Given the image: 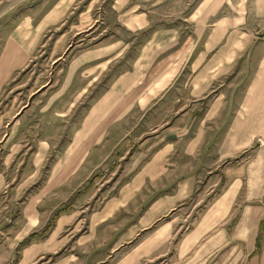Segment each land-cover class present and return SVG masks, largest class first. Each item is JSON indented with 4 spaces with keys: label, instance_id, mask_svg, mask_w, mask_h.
Masks as SVG:
<instances>
[{
    "label": "crops",
    "instance_id": "crops-1",
    "mask_svg": "<svg viewBox=\"0 0 264 264\" xmlns=\"http://www.w3.org/2000/svg\"><path fill=\"white\" fill-rule=\"evenodd\" d=\"M30 1L0 46V95L48 41L50 76L19 117L44 99L40 110L68 118L103 85L67 139L64 127L38 139L37 152L63 150L45 190L73 187L90 167L123 165V182L93 212L79 255L61 264H264V0ZM96 176L16 249L54 232Z\"/></svg>",
    "mask_w": 264,
    "mask_h": 264
},
{
    "label": "rangeland",
    "instance_id": "rangeland-1",
    "mask_svg": "<svg viewBox=\"0 0 264 264\" xmlns=\"http://www.w3.org/2000/svg\"><path fill=\"white\" fill-rule=\"evenodd\" d=\"M31 3L30 0L26 1V4L20 7L0 5V15H2L0 46L16 24L18 16L33 7ZM5 9L9 10L3 13ZM49 34L50 31H47L44 38ZM41 47L42 49L37 50L26 68L17 71L5 83L0 95V264H9L16 250L17 261L11 264H61L66 259L79 255V243L85 236L83 233L86 234L88 230L93 212L99 209L106 196L117 190L123 182L116 180L123 168L119 159L114 165L107 163L105 166L90 167L86 179L75 183L73 187L66 183L51 191L45 190L44 185L51 164L63 150L54 148L37 152L38 139L57 136L60 127L65 128L64 140L67 139L73 127L79 122L81 114L101 92L103 85L100 82L92 87L68 118L53 117L55 115L51 107L40 110L39 106L44 99L36 102L29 111L19 117L21 105L26 102L31 103L33 100L36 84L50 76V63L47 60L49 41ZM30 66L31 69H28ZM49 93L50 91H47L45 95ZM64 93L65 96H72V92ZM41 153L44 154L41 160H38L42 164L36 167L34 173L35 167L32 162L36 155ZM113 153L111 151V154ZM95 173L97 176L89 188L75 198L69 212L62 213L60 217L62 223L59 226L57 224L58 227L56 226L54 232L34 236L28 245L21 244L16 249V242L23 237L22 235L31 229H42L45 222L51 220L54 210L68 201L66 198L69 194L81 188ZM214 189L207 196L213 195L220 187ZM206 200L207 198L198 203L182 221V226L175 233L173 242L195 224ZM186 202L188 207L189 202L192 205L193 196L187 198ZM31 216L32 219H36L35 224H30ZM166 264H173V261H168Z\"/></svg>",
    "mask_w": 264,
    "mask_h": 264
},
{
    "label": "trees",
    "instance_id": "trees-1",
    "mask_svg": "<svg viewBox=\"0 0 264 264\" xmlns=\"http://www.w3.org/2000/svg\"><path fill=\"white\" fill-rule=\"evenodd\" d=\"M52 223V222H51ZM28 240V238L27 239H25V242Z\"/></svg>",
    "mask_w": 264,
    "mask_h": 264
}]
</instances>
